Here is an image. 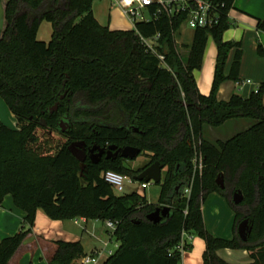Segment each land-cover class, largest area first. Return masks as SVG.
I'll return each instance as SVG.
<instances>
[{
    "label": "trees",
    "instance_id": "trees-1",
    "mask_svg": "<svg viewBox=\"0 0 264 264\" xmlns=\"http://www.w3.org/2000/svg\"><path fill=\"white\" fill-rule=\"evenodd\" d=\"M0 1V99L16 120L15 129L0 124V205L10 195L24 213L21 230L0 241V264H8L32 232L38 210L53 221L117 222L111 236L118 247L102 264H178L183 233L204 241L203 264H228L217 256L221 249L247 251L249 264H264V83L249 98L217 100L220 85L237 81L240 68L239 44L222 40L234 0H211L218 23L193 30L186 55L176 43L186 13L161 12L147 22H134L132 30L110 31L95 19L94 0ZM156 10L154 5L147 12ZM43 21L53 28L47 43L37 40ZM256 28L264 32V20ZM156 35L163 62L146 53L139 41V36ZM208 38L216 46V59L210 93L203 96L193 71L202 66ZM257 51L264 57L261 46ZM54 106L57 110L50 113ZM63 117L70 127L61 133L57 124ZM235 120H249V125L224 141L206 139L207 130ZM38 128L58 133L65 142L53 154L40 152L35 146ZM80 142L132 146L147 153L150 164L159 162L166 168L159 203L148 204L136 193L115 195L102 177L112 171L133 178L147 166L133 171L119 157L81 164L69 150ZM196 151L203 169L192 176ZM219 176L223 189L216 184ZM179 185L189 188L188 197L174 192ZM236 192L243 197L238 205L233 203ZM212 193L225 198L234 211L231 240L215 238L205 227L201 209ZM169 194L170 216L149 222L147 216L165 205ZM245 219L252 230L242 241L237 227ZM54 246L48 264H81L87 256L78 241ZM183 249H190L188 242Z\"/></svg>",
    "mask_w": 264,
    "mask_h": 264
},
{
    "label": "crops",
    "instance_id": "crops-1",
    "mask_svg": "<svg viewBox=\"0 0 264 264\" xmlns=\"http://www.w3.org/2000/svg\"><path fill=\"white\" fill-rule=\"evenodd\" d=\"M228 19L230 27L223 33L222 40L239 44L241 61L237 81L229 80L220 85L217 93L218 101H228L234 95L249 98L264 83V57L260 56L257 51L258 46L264 49V32L256 28L257 21L264 20V0H234L233 7L228 13ZM109 30L127 31L128 29L109 28ZM176 43L182 46L181 52L186 55L187 47L191 42L183 41L181 45ZM235 52L236 48H233L228 54L224 75L230 73ZM215 59L216 46L213 40L208 38L202 66L199 70L193 71L197 89L203 96H208L211 90ZM262 104L264 106V94ZM228 123L241 124L243 130L249 125L248 122H242V120L229 121L224 125ZM0 124L11 129L16 128V120L2 99H0ZM201 210L205 227L212 236L224 240L233 238L234 214L221 196L215 193L210 194L207 204L202 206ZM23 219L24 213L15 207L11 196H5L0 205V241L18 233L23 226ZM64 223V221H53L38 210L32 232L24 239L8 264H48L47 259L55 249L54 242L78 241L81 243L75 232H72ZM80 223H87V220L80 218L76 225L81 226ZM188 244L190 249L182 253L178 264H203L204 241L193 236ZM81 245L86 253L84 245L82 243ZM94 251L101 250L93 249L91 253ZM217 256L228 264L252 262L249 253L243 250L221 249L217 251ZM107 257H102L100 264Z\"/></svg>",
    "mask_w": 264,
    "mask_h": 264
},
{
    "label": "rangeland",
    "instance_id": "rangeland-1",
    "mask_svg": "<svg viewBox=\"0 0 264 264\" xmlns=\"http://www.w3.org/2000/svg\"><path fill=\"white\" fill-rule=\"evenodd\" d=\"M92 13L97 20V22L103 27L109 28H122L132 30L131 22L115 7L114 0H94L92 4ZM145 18L148 17L146 10L142 11ZM3 24V6L0 1V27ZM53 32L52 25L49 22L43 21L37 31V40L40 42H49ZM193 30L187 25H182L178 33L176 34V42L181 45L183 41L191 42ZM186 37V39H184ZM226 66V64H225ZM225 69V68H224ZM228 76V75H225ZM242 122H249V120H242ZM243 129L240 125L235 123H228L220 128L207 130L205 137L209 141H224L241 132ZM36 135L38 137V142L35 146L40 148V152L46 154H53L57 150L58 146L65 142V139L61 137L56 132H51L48 130H42L38 128L36 130ZM151 157L147 153H141L134 160H128L124 162V166L133 171L142 169L150 164ZM80 174L82 177L83 168H80ZM166 175V168L162 170L161 173V183L155 184L150 181L148 187L143 190L141 189L142 182L134 181L131 177H126L130 182L124 183V189L122 193H118L113 190L115 195H130L136 193L137 195L144 197L148 204L157 205L159 203V198L161 194V184L163 183ZM206 197L202 206L207 204ZM223 198V197H222ZM225 201L226 199L223 198ZM227 203V201H226ZM228 208L234 214L233 209L227 203ZM223 216V215H222ZM80 221V218H77ZM65 225L69 227L72 232L79 238L81 243L84 245L87 255L91 254L93 249L103 250V257L107 256V253L111 251L114 253L117 249L118 243L111 236L110 230L106 227L107 221L102 220H87V223H80L81 226H77L74 220L64 221ZM86 229V230H84ZM106 244V246H105Z\"/></svg>",
    "mask_w": 264,
    "mask_h": 264
},
{
    "label": "built area",
    "instance_id": "built-area-1",
    "mask_svg": "<svg viewBox=\"0 0 264 264\" xmlns=\"http://www.w3.org/2000/svg\"><path fill=\"white\" fill-rule=\"evenodd\" d=\"M115 7L131 22L132 29L134 22L137 21H149L151 18H156L161 12L167 16H176L186 13V20L183 25H187L190 29H208L218 23V15L214 10V5L211 0H114ZM157 6V10L148 17L145 18L142 11L148 10L151 6ZM148 13V12H147ZM182 27V26H181ZM159 35H156L152 39H146L139 36L141 45L145 48L146 53L156 56L161 62L164 60V56L158 53L155 43L157 42ZM249 83V82H247ZM193 172L192 176L196 173L199 175L202 173L203 160L202 155L196 151L192 160ZM103 180L110 185L118 193H122L124 189V183L130 182L125 176L118 173L107 171L103 174ZM148 183L142 182L141 189L145 190L148 187ZM189 188L184 190L183 195L189 196ZM75 223L78 224L77 219ZM117 222L107 221L106 227L110 230V234L116 229ZM192 237L182 234L180 245L178 250L180 254L185 251L183 249L186 242L190 241ZM106 246V244H105ZM103 250L94 251L90 255H87L81 260V264H100L103 257ZM112 254L111 251L107 253V256Z\"/></svg>",
    "mask_w": 264,
    "mask_h": 264
},
{
    "label": "water",
    "instance_id": "water-1",
    "mask_svg": "<svg viewBox=\"0 0 264 264\" xmlns=\"http://www.w3.org/2000/svg\"><path fill=\"white\" fill-rule=\"evenodd\" d=\"M57 110V106H54L50 109V113L54 112ZM41 126H45V122L41 123ZM68 128V123L63 119L61 120L58 125H57V130L61 133H64L67 131ZM136 131V130H134ZM75 147H80L79 144L77 143H72L69 146V150L77 158V160L81 163L84 164L85 159L81 157L76 151ZM96 151V148H93L91 152ZM107 151L109 153H113L114 156H120L122 159L125 160H134L136 159L139 154L141 153L140 149L132 147V146H126L123 148H117L116 146H109ZM104 153V150H99L96 155L91 157V163L92 164H97L99 161V158L102 156ZM164 167L159 163V162H153L150 165H148L146 168H144L138 175L134 176L132 179L134 181L138 182H145L149 183L152 181L155 184H160L161 183V173ZM216 184L223 189L224 188V183H223V178L222 176H219L216 180ZM188 188V187H186ZM184 187H181L180 185L175 188V193L178 194L180 197L183 195L184 190L186 189ZM171 197L172 195L169 194L168 198L165 201V205H162L161 207H156L155 210L150 213L147 216V220L153 224H157L161 222L162 219L168 218L170 216V206L169 204L171 203ZM242 195L239 192H236L233 194V203L238 205L242 202ZM252 230V226H249L248 220L245 219L241 221L237 227V235L242 241H246L247 236L250 234Z\"/></svg>",
    "mask_w": 264,
    "mask_h": 264
},
{
    "label": "flooded vegetation",
    "instance_id": "flooded-vegetation-1",
    "mask_svg": "<svg viewBox=\"0 0 264 264\" xmlns=\"http://www.w3.org/2000/svg\"><path fill=\"white\" fill-rule=\"evenodd\" d=\"M65 120L67 123H68V128L70 127V122L68 121L67 117H63L61 118L58 123L61 121V120ZM58 125V124H57ZM67 128V130H68ZM80 145V147H75V151L81 155V157H83L85 159L84 163L86 161H90L91 162V157H93L94 155H96L98 153L99 150H104V153L102 154V156L99 158V161L97 164H99L102 160H109V159H115L117 157L121 158L120 156H114L113 153H109L107 151L108 147L109 146H105V147H101V146H88L85 142H80V143H77ZM93 148H96V151L94 152H91V150ZM122 159V158H121ZM125 160V159H124ZM125 161H128V160H125Z\"/></svg>",
    "mask_w": 264,
    "mask_h": 264
}]
</instances>
